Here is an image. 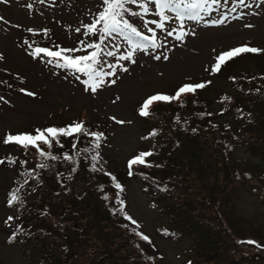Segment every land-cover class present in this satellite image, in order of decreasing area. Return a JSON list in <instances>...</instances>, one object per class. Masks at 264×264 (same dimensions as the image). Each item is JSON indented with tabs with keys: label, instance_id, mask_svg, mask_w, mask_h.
Masks as SVG:
<instances>
[{
	"label": "rangeland",
	"instance_id": "obj_1",
	"mask_svg": "<svg viewBox=\"0 0 264 264\" xmlns=\"http://www.w3.org/2000/svg\"><path fill=\"white\" fill-rule=\"evenodd\" d=\"M77 1L70 8L66 7L68 0L0 2V264H30L29 256L21 254V244L16 240L6 242L18 219L8 206L6 189L14 175L7 169L9 163L4 157L11 151L20 156L22 151L15 143H4L6 135L23 131L36 135L37 129H59L63 124L73 126L80 122L87 124L90 131L98 130L103 134L99 147H95V143L86 151L102 159L106 163L105 173L112 174L113 171L114 177L124 184L120 190L124 210L130 214L128 218L135 219L138 228L151 238L147 250L151 254H161L152 264L188 263L190 257L186 247L190 240L185 237L172 241L162 236L160 228L168 226V217L159 215L150 205L143 182L129 175L127 166L130 160L146 153L160 140L153 123V120L157 122L156 117L145 118L137 112L142 106L141 101L157 92L165 95L186 84L201 83L204 87L195 89L196 108H204V118L211 123L205 127L207 133L220 137L221 146H227L230 157L224 169L219 167L218 176L220 186L225 185L218 203L221 214H218L227 232L230 231L228 247L236 238L249 236L252 240L237 246L241 256L264 250V193L261 191L264 189V155L261 154H264V138L256 129L247 133L251 138L249 142L242 141L227 130L238 131L229 115L221 110L227 93L236 94L232 81L227 78L234 79L240 69L260 71V79L264 81V51L242 53L231 60L220 61L219 69L214 70L222 52L244 45L264 50V0H208L203 9L197 10L199 16L196 19H189L187 12L178 14L176 10L165 9L169 19L163 20L154 0H147L151 9L147 13L138 5H128L140 16L125 15L124 19L130 20L142 35L154 38L156 46L147 41L146 49L137 50L134 48L136 42L119 33L103 38L101 55L107 54L109 60L97 69L109 74L97 78L100 83L95 92L89 87L90 81L89 84L84 82L88 77L83 73L74 74L73 70L55 66L56 58L44 53L38 57L32 55L38 47L54 52L77 48L78 52L64 55H86L95 49L85 48L81 41L101 43L99 34L85 37L82 28L84 23L88 25L98 18V12L102 11L101 0ZM217 20H223V23H214ZM158 23L163 27H157ZM100 27L102 24L97 25ZM148 28L153 31L149 32ZM178 36L181 38L177 39ZM137 38L141 37L132 39ZM109 52L112 55H108ZM125 56L130 58L126 60ZM49 59H53V63L49 64ZM189 92L181 93V98L187 94L186 98L192 99ZM223 94L224 98L220 97ZM193 108L187 105L186 112L190 113ZM85 137L89 138L88 135ZM57 139L58 143L53 140L52 150L67 148V137ZM37 143L43 150L47 146L41 141ZM28 147L39 150L31 145ZM25 154L31 161L16 165L14 170L20 168L28 172L34 167L37 157L30 152ZM224 171L230 179L224 176ZM246 172H251L253 178L249 179ZM203 193L201 190L200 198H204ZM200 216L214 225L213 212ZM89 250L88 245L79 246V257L70 264H89ZM203 253L205 255L197 259H206L203 264H212L217 258L214 253L204 250ZM231 256L225 258V263L230 260V264H236Z\"/></svg>",
	"mask_w": 264,
	"mask_h": 264
},
{
	"label": "trees",
	"instance_id": "obj_2",
	"mask_svg": "<svg viewBox=\"0 0 264 264\" xmlns=\"http://www.w3.org/2000/svg\"><path fill=\"white\" fill-rule=\"evenodd\" d=\"M238 73L231 79L236 94L229 93L221 105L238 131L227 130L246 142L251 140L247 137L251 130L258 129L264 138L262 75L245 69ZM195 99L155 106L152 115L157 122H153L160 140L149 148L151 155L143 157L145 163L131 167V175L143 182L150 205L168 217V226L160 228L162 236L172 241L190 240L186 264H203L206 259L197 261L205 255L203 250L217 255L212 264H230V260L225 263L230 254L236 264H264L263 249L241 256L237 238L228 247L230 231L223 225L218 207L225 185L220 186L218 176L219 167L224 169L229 163V151L221 146L218 135L207 133L205 127L211 123L204 118V108H196ZM187 105L194 106L190 113L186 112ZM94 143V139L77 133L66 140L67 148L62 151L46 146L44 151L51 156L21 146L23 154L30 152L38 159L28 172L14 171L16 186L12 188V194L16 191L19 197L11 205L18 218L16 233L30 264H70L79 257L77 248L81 245L90 248L89 264H152L160 258L161 254H151L146 248L151 238L138 228L135 219L128 218L121 190L116 187L122 186L120 180L108 171L103 176L106 163L87 153L86 148ZM246 173L253 178L251 172ZM224 174L230 179L227 171ZM201 190L204 198H200ZM209 212L215 214L214 225L201 219V213ZM255 258L259 261L254 262Z\"/></svg>",
	"mask_w": 264,
	"mask_h": 264
},
{
	"label": "snow or ice",
	"instance_id": "obj_3",
	"mask_svg": "<svg viewBox=\"0 0 264 264\" xmlns=\"http://www.w3.org/2000/svg\"><path fill=\"white\" fill-rule=\"evenodd\" d=\"M0 2L7 3L8 0H0ZM215 2V0H213ZM208 3V0H154L155 8L158 9V15L163 19H169L168 16L165 15V9L168 10H176L178 14L182 12H187L189 14V19H196L199 16V12L197 10L203 9L205 4ZM128 5H138L144 13L149 12L151 9L148 7L147 0H101L102 11L98 12V18L94 20L92 23L85 25L84 27L88 30L87 32L83 33V35H89L91 33L93 36L99 34V36L103 39L107 36H111L113 33H119L121 35H125L128 40H132L133 37H141V40L134 44V48L137 50H144L149 45L144 43V41L151 42L152 46L155 45L154 38L143 36L136 27L129 23L128 20L124 19L125 15L129 16H140L139 12L132 11L131 8L127 7ZM214 23H223V20L214 21ZM98 24H102V27L97 28ZM147 27V25H145ZM157 27H163L162 23H158ZM248 27H251L250 25ZM29 31H32L29 29ZM80 31V29H77ZM148 31H153L152 28H148ZM171 35V32H169ZM181 37L178 36L177 39ZM101 39V42H102ZM82 44L85 45V48L95 49V51H91L86 55H64V53H76L79 51L77 48L72 49H63L61 51H51L48 48L38 47L32 53L34 57H38L41 53H44L50 58H56L55 66L73 70V73H83L85 76L88 77V80L84 81L86 84H89V87L93 92L96 91L99 83L97 78L101 75H108L109 73H101L97 70V66L100 63L101 57V44L100 43H92V42H84L81 41ZM260 51H264L255 47H249L247 45L236 47L230 49L226 52H222L217 57V63L214 66L215 69H219L220 61H225L233 59L235 56H239L242 53H257ZM108 55H112L111 52ZM130 57L125 56L124 59H129ZM160 57H156L159 59ZM167 58V57H165ZM63 61L61 63L60 61ZM49 64L53 63V59H49L47 61ZM126 70V69H125ZM79 79V77H77ZM204 85L201 84H186L182 86L176 93V97H179L181 93H184L186 90L188 91H195L197 88H202ZM21 91H24L23 89ZM28 95H33L32 93H28ZM176 97H169V96H162V95H153L149 97L141 106L140 115H148L146 109L149 108L150 104L153 101L157 100H172ZM123 123V122H121ZM73 132L80 133V134H87L94 136L97 141H99L100 137L103 135L102 133H85L83 124H76L74 126H69L68 129L65 128H47V129H37L36 135L31 133H19L16 135L8 134L4 139V143H15L19 146H23L27 148L29 145L36 147L40 150L41 155H49L51 153H46L38 141H41L43 145H47L48 148L52 147L53 140H56L58 143L57 137L60 135L68 136L72 135ZM45 133L48 135L46 136ZM51 137V139L49 138ZM95 147H99V143H96ZM151 153H141L137 157H134L132 160L128 162V166L131 169L132 165L137 163H145L142 157L149 156ZM69 157H65L68 159ZM52 159H56L55 156H52ZM41 167H45V165H40ZM131 174V172H130ZM117 188L121 186L119 184L116 185ZM19 199L18 195L15 193L12 194V198L8 201L9 205L14 204L15 201ZM12 219V217H9ZM131 219V217H129ZM135 223V221H132ZM145 240L148 237H143Z\"/></svg>",
	"mask_w": 264,
	"mask_h": 264
}]
</instances>
